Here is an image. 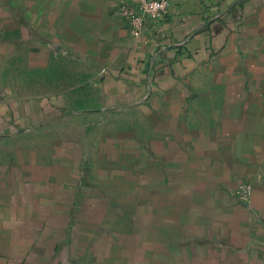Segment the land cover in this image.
<instances>
[{"label": "crops", "instance_id": "obj_1", "mask_svg": "<svg viewBox=\"0 0 264 264\" xmlns=\"http://www.w3.org/2000/svg\"><path fill=\"white\" fill-rule=\"evenodd\" d=\"M169 2L0 0V264H264V0Z\"/></svg>", "mask_w": 264, "mask_h": 264}, {"label": "built area", "instance_id": "obj_2", "mask_svg": "<svg viewBox=\"0 0 264 264\" xmlns=\"http://www.w3.org/2000/svg\"><path fill=\"white\" fill-rule=\"evenodd\" d=\"M169 6V0H138L136 8L128 3H122L117 9L127 23L131 34L137 36L144 31L149 21L158 20L165 16ZM249 192V184L237 186V193L241 198H247Z\"/></svg>", "mask_w": 264, "mask_h": 264}, {"label": "rangeland", "instance_id": "obj_3", "mask_svg": "<svg viewBox=\"0 0 264 264\" xmlns=\"http://www.w3.org/2000/svg\"><path fill=\"white\" fill-rule=\"evenodd\" d=\"M88 95H90V94H88Z\"/></svg>", "mask_w": 264, "mask_h": 264}]
</instances>
